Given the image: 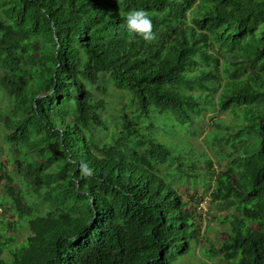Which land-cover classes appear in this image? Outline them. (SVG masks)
<instances>
[{
	"label": "trees",
	"instance_id": "trees-1",
	"mask_svg": "<svg viewBox=\"0 0 264 264\" xmlns=\"http://www.w3.org/2000/svg\"><path fill=\"white\" fill-rule=\"evenodd\" d=\"M0 208V264H264V0H0Z\"/></svg>",
	"mask_w": 264,
	"mask_h": 264
},
{
	"label": "rangeland",
	"instance_id": "rangeland-1",
	"mask_svg": "<svg viewBox=\"0 0 264 264\" xmlns=\"http://www.w3.org/2000/svg\"><path fill=\"white\" fill-rule=\"evenodd\" d=\"M116 98H118L116 96ZM122 102H118V106H121ZM101 116L102 119L105 120L108 125V133H112L115 129H118L114 123L111 122V118L109 115H107V111H101ZM212 113L208 112L205 114V120L206 123H204L205 129L201 133L202 135L198 136H187L186 130L181 129L182 136H185L187 141L194 145L197 146L198 148L204 150L203 144H200V141L204 137L205 133L208 131L209 126H210V116ZM225 118H228L229 115L227 113H224L222 115ZM208 122V123H207ZM208 154L211 155L212 152L208 151ZM3 159H6L5 153L3 154ZM226 163L225 160L222 161V165ZM9 167H12L9 163H7ZM220 164L218 165V162L215 161V168H219ZM199 170H196L194 173L199 175L200 177H203V175L198 173ZM188 180L186 183H180L177 185L179 191L182 193V195L188 199L192 206L198 211L199 213V220L201 222L202 226V231L204 232L205 230L208 231V239L209 243L213 242L214 239L216 238L217 233H220L224 229V225L219 223V217L222 215H226L228 210H222L217 204H214L211 201L210 198V192L206 191L204 185L200 182ZM195 183H198L196 186H193ZM1 209V208H0ZM1 212V210H0ZM208 245L206 241H202L200 244L195 246V250L186 257L185 261L188 263H191L193 261H197L199 259L203 258V254H201V248L205 247Z\"/></svg>",
	"mask_w": 264,
	"mask_h": 264
},
{
	"label": "clouds",
	"instance_id": "clouds-1",
	"mask_svg": "<svg viewBox=\"0 0 264 264\" xmlns=\"http://www.w3.org/2000/svg\"><path fill=\"white\" fill-rule=\"evenodd\" d=\"M124 27L131 39L138 37L148 43L155 38L152 31V21L142 9L129 11L124 19ZM81 170L85 175H91V170L85 165H81Z\"/></svg>",
	"mask_w": 264,
	"mask_h": 264
}]
</instances>
